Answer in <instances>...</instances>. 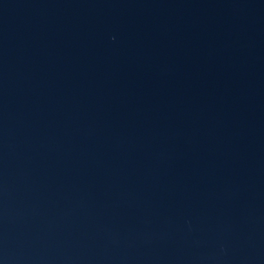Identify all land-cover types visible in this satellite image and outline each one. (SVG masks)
<instances>
[{
	"label": "water",
	"instance_id": "obj_1",
	"mask_svg": "<svg viewBox=\"0 0 264 264\" xmlns=\"http://www.w3.org/2000/svg\"><path fill=\"white\" fill-rule=\"evenodd\" d=\"M0 264H264V0H0Z\"/></svg>",
	"mask_w": 264,
	"mask_h": 264
}]
</instances>
